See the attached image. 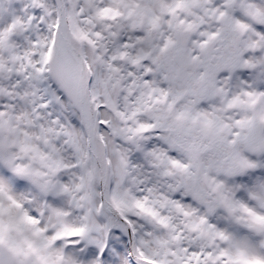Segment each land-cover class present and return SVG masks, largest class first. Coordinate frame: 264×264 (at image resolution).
I'll return each mask as SVG.
<instances>
[{
	"label": "snow or ice",
	"instance_id": "snow-or-ice-1",
	"mask_svg": "<svg viewBox=\"0 0 264 264\" xmlns=\"http://www.w3.org/2000/svg\"><path fill=\"white\" fill-rule=\"evenodd\" d=\"M0 264H264V0H0Z\"/></svg>",
	"mask_w": 264,
	"mask_h": 264
}]
</instances>
